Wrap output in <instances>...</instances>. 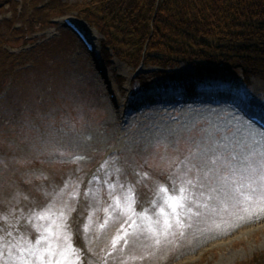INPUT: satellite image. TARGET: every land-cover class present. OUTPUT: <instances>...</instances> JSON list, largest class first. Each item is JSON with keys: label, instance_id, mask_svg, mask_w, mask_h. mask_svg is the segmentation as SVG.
<instances>
[{"label": "rangeland", "instance_id": "obj_1", "mask_svg": "<svg viewBox=\"0 0 264 264\" xmlns=\"http://www.w3.org/2000/svg\"><path fill=\"white\" fill-rule=\"evenodd\" d=\"M86 3L24 0L21 13L13 2L0 5V238L7 243V233L17 232L25 240L34 237V243V226L42 231L46 225L35 218L38 205L59 209L68 203L76 208L70 231L81 264H264V215L249 216L231 196L217 198L214 190H231L221 179L229 169L222 160L208 162L217 156L235 157L233 163L244 156L259 162L264 130L223 104L152 105L121 120L82 45L47 22ZM101 36L97 33V39ZM32 44L31 51L15 57L2 53ZM121 46L128 52L130 44ZM106 55L111 61L104 73L124 103L129 85H142L141 78L130 83L132 71L145 63L135 64L141 54L120 57L113 47ZM226 65L230 70H215L219 76L210 83L240 85L242 75L249 85L248 106L264 113V68ZM178 68L193 73L187 62ZM162 85L153 87L167 86ZM177 86L192 89L194 83L188 79ZM191 165L196 167L189 171ZM168 179L187 189L190 200L195 192L196 199L190 216L181 213L189 219L157 243L141 213L157 219L162 205L156 185ZM129 185L137 191L136 215L115 204L119 197L123 206ZM209 197L211 210H206ZM4 252L7 260V248Z\"/></svg>", "mask_w": 264, "mask_h": 264}, {"label": "trees", "instance_id": "obj_2", "mask_svg": "<svg viewBox=\"0 0 264 264\" xmlns=\"http://www.w3.org/2000/svg\"><path fill=\"white\" fill-rule=\"evenodd\" d=\"M9 1L0 0V5ZM47 9L52 10V7L47 6ZM80 11L99 27L104 41L113 47L117 56L122 57L119 46L126 44V41L131 44L127 37L135 34L137 42H133L139 46V51L133 57L141 54L140 50L144 51L141 58L136 57L135 64L138 61L163 66L175 64L167 56L162 60L152 58L148 51L177 53L191 63L195 58L208 60L214 70L193 63L195 75L187 77L200 85L208 83L207 78L217 74L215 70H230L226 64L232 67L234 59L220 54L209 57L198 50L192 52L188 43L197 45L219 39L229 43L228 53L239 50L262 54L258 51L263 50L254 40L264 44V0H88ZM109 29H113L114 34L109 33ZM239 62L238 65L252 70L264 68V58L261 56ZM149 77H139L142 83L140 87L151 83L174 85L179 81L174 74L160 72Z\"/></svg>", "mask_w": 264, "mask_h": 264}, {"label": "snow or ice", "instance_id": "obj_3", "mask_svg": "<svg viewBox=\"0 0 264 264\" xmlns=\"http://www.w3.org/2000/svg\"><path fill=\"white\" fill-rule=\"evenodd\" d=\"M251 102L241 100L240 103H233L234 113L238 118L246 119L251 124L255 119V115H250L246 110L247 105ZM243 105V106H242ZM264 119V117H262ZM236 158L231 159L217 156L208 161L216 165L218 160H222L225 167L229 169L228 174L221 179L225 185L231 184V190L227 188L218 191L217 198L229 196L242 208L249 216L255 215L257 218L264 215V158L259 162H254L251 157L244 156L238 163H233ZM196 167L191 165L189 171ZM161 179L164 178L163 172L159 173ZM147 178V176H145ZM190 187L194 185L189 181ZM112 185L111 188H114ZM123 188L124 185H121ZM157 194L161 197V205L158 207L157 219L153 220L146 212L141 213L144 220L147 222V231L151 233L157 243L160 238H167L173 235L172 229L176 226H182L184 221L189 219L192 214V204L196 199L195 192L192 193L190 200L187 195V189L176 185L171 179H168L165 184L157 183ZM111 190V189H110ZM130 193L124 199L123 206L119 197L115 198L116 207L121 211H130L136 215L137 191L131 185L127 188ZM79 193L70 195V198H75ZM87 195V192L85 193ZM153 207H157L155 201H149ZM211 197L204 203L203 207L206 210L210 209ZM39 212L35 214L37 221L46 222L43 230H38L34 226L35 242L29 236L27 240L21 234L14 236L12 232L7 233L8 242L4 243L0 238V264H81V256L75 243L72 239L71 224L72 218L70 213L75 212L76 208L65 203L57 209L55 205L49 203L47 206H40ZM187 211L189 216H182V211ZM108 209H105L107 212ZM200 215L199 206L195 212ZM135 221L129 225L131 228L135 225ZM87 225H85V230ZM182 235V233H180ZM127 233L123 237L126 241ZM7 248V260H3L5 255L4 249ZM15 249V252H14Z\"/></svg>", "mask_w": 264, "mask_h": 264}]
</instances>
